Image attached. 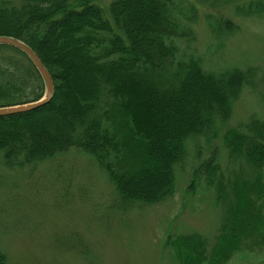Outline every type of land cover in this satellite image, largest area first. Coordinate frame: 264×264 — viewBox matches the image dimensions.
<instances>
[{
	"label": "trees",
	"instance_id": "16d2710c",
	"mask_svg": "<svg viewBox=\"0 0 264 264\" xmlns=\"http://www.w3.org/2000/svg\"><path fill=\"white\" fill-rule=\"evenodd\" d=\"M181 4L0 0V36L31 47L54 84L52 99L44 106L0 117V161L30 171L69 151L84 152L105 171L119 206L128 208L170 197L187 142L210 140L226 128L228 156L248 170L244 179L231 184L229 197L223 184L216 187L215 204L223 207L224 219L214 248L216 255L225 256L236 240L250 233L264 240V220L254 205L255 192V198H264V120L253 117L246 132L226 127L252 72L204 69L200 57L189 51L200 7L189 3L185 15ZM262 6L249 2L236 10L248 15ZM204 20L214 37L238 30L233 20L212 11ZM180 42L188 45L186 50L179 48ZM43 93V79L30 59L1 44L0 107L33 102ZM261 101L264 108V95ZM217 156L212 151L203 165L208 176ZM255 212L259 215L254 217ZM170 238L167 243L176 250L178 263L203 264L210 256L197 234ZM223 238L227 241L221 242Z\"/></svg>",
	"mask_w": 264,
	"mask_h": 264
},
{
	"label": "rangeland",
	"instance_id": "374dc122",
	"mask_svg": "<svg viewBox=\"0 0 264 264\" xmlns=\"http://www.w3.org/2000/svg\"><path fill=\"white\" fill-rule=\"evenodd\" d=\"M191 2L200 8L189 51L200 57L203 68L237 67L252 72L251 84L235 102L226 126L246 132L253 117L264 120V0H182L185 15ZM249 2H261L259 13L245 15L236 10ZM207 11L233 20L238 30L214 37L205 24ZM187 46L179 43L181 50ZM225 132L223 128L210 140L200 137L187 142L185 159L175 167L170 197L128 208L119 206L105 171L84 152L69 151L30 171L8 168L0 161L4 264H183L167 240L191 234L206 241L205 253L210 256L203 264H264V240L256 234L236 240L225 256L215 252L224 219L223 207L215 204L216 187L223 184L229 197L231 184L244 179L248 170L228 156ZM214 150L218 159L208 176L203 165ZM260 181L264 184V167ZM255 196L257 192L254 205L264 220V198Z\"/></svg>",
	"mask_w": 264,
	"mask_h": 264
},
{
	"label": "water",
	"instance_id": "95a60500",
	"mask_svg": "<svg viewBox=\"0 0 264 264\" xmlns=\"http://www.w3.org/2000/svg\"><path fill=\"white\" fill-rule=\"evenodd\" d=\"M9 45L12 46L20 51H22L33 63L35 66L36 70L40 74V76L43 79L44 82V93L43 96L33 102L29 103H24V104H18V105H13V106H8V107H0V117L2 116H9V115H14V114H19V113H25L37 108H40L47 104L53 96L54 93V84L52 77L47 70V68L43 65L39 57L36 55V53L32 50L31 47L26 45L24 42L13 38V37H8V36H0V45Z\"/></svg>",
	"mask_w": 264,
	"mask_h": 264
}]
</instances>
